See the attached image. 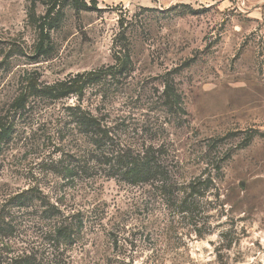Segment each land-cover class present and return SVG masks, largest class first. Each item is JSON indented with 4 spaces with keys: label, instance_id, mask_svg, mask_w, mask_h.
Listing matches in <instances>:
<instances>
[{
    "label": "rangeland",
    "instance_id": "rangeland-1",
    "mask_svg": "<svg viewBox=\"0 0 264 264\" xmlns=\"http://www.w3.org/2000/svg\"><path fill=\"white\" fill-rule=\"evenodd\" d=\"M97 70H107L105 89L89 88L82 107L123 150H157L169 184L131 186L96 164L66 111L73 98L13 106L29 80ZM0 122L10 132L0 218L11 228L0 264L23 253L66 264H264V0H0ZM29 189L64 216L83 215L75 243L51 252L54 223L39 203L13 204Z\"/></svg>",
    "mask_w": 264,
    "mask_h": 264
},
{
    "label": "trees",
    "instance_id": "trees-1",
    "mask_svg": "<svg viewBox=\"0 0 264 264\" xmlns=\"http://www.w3.org/2000/svg\"><path fill=\"white\" fill-rule=\"evenodd\" d=\"M39 29L42 31L41 26ZM45 37L48 40L47 35L44 36L41 33L38 38L39 42L36 45V51L41 55L48 52V48L45 49L44 45ZM128 60L129 56L126 58V61ZM121 71H127V67L123 66ZM106 72L107 70H97L84 74H76L45 86H39L29 80L19 95L14 99L13 106L17 110L23 109L28 98H41L47 101L73 98L75 99V103L68 106L66 111L71 118L70 122L74 125L77 132L87 138L89 140L88 142L94 148L92 154L99 152L100 157L93 158L96 164L107 166L112 174L118 175L122 181L131 186L161 183L164 180L166 181L165 183L169 184L171 180L168 177V172L167 170L166 172L163 171L159 164V159L156 157L157 150L149 148L142 153H134L127 148L123 150L117 145L118 139L115 138V135L105 125L104 120L91 114V112L82 107L84 94L89 88L97 86L105 89V80L108 76ZM9 137L10 132L8 128L6 129L0 122V152L2 145ZM114 149L116 150L114 151ZM92 154L89 156L90 160H92ZM86 165L80 168V173L86 171L88 164ZM190 188H195L194 184ZM35 194L34 190H26L13 198V204L15 207H22L25 205V202L39 203V206L43 209V218L54 223L49 235L53 242L51 252L52 250H59V246L62 244L69 245L70 243H75L74 240L79 238L80 230L83 227L81 217L83 215L77 213L76 215L64 216L54 204L45 203L43 197L36 196ZM10 230L11 228L0 218V234L5 237L6 235H10ZM50 254L52 255L53 253ZM60 256L55 258L52 255L51 259H47L48 257H38L37 253H23L12 259L11 264H66Z\"/></svg>",
    "mask_w": 264,
    "mask_h": 264
}]
</instances>
